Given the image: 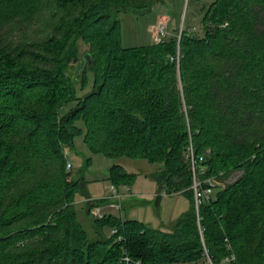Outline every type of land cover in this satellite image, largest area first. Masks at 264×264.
Returning <instances> with one entry per match:
<instances>
[{
    "label": "trees",
    "instance_id": "1",
    "mask_svg": "<svg viewBox=\"0 0 264 264\" xmlns=\"http://www.w3.org/2000/svg\"><path fill=\"white\" fill-rule=\"evenodd\" d=\"M160 1L0 0V31L51 11L40 40L0 38V264H264V0H214L201 33L123 46L119 12ZM80 134L94 153L158 164L159 187L191 207L169 231L123 212L94 217L111 200L92 199L83 170L67 168ZM190 147L203 178L242 172L199 213ZM108 179L119 188L133 176L115 164Z\"/></svg>",
    "mask_w": 264,
    "mask_h": 264
},
{
    "label": "rangeland",
    "instance_id": "2",
    "mask_svg": "<svg viewBox=\"0 0 264 264\" xmlns=\"http://www.w3.org/2000/svg\"><path fill=\"white\" fill-rule=\"evenodd\" d=\"M213 1L162 0L156 2L145 12L122 10L118 14L122 27V44L125 47H134L152 43L154 41L152 25L159 23V17L169 16L173 26L180 30L201 33L202 8L207 7ZM50 12L49 9L45 10L31 23L13 24L4 27L0 31V38L3 42L14 45L40 40L46 30L44 23L49 19ZM151 40L152 42H150ZM88 50H90V46L82 43L80 59L82 56L88 55ZM82 62H84V59L70 66L69 72L72 76L80 77L79 71ZM92 86L93 74L89 73L87 86L83 90L79 89V92L88 93L91 91ZM71 106L69 104L63 107L62 114L67 112ZM78 125L84 128L82 121L78 122ZM65 152L69 162L73 165V171L79 173L83 170L86 190L92 199L110 197L109 195H112V182L108 179L110 168L115 164H121L125 167L126 171L133 176L129 185H123L130 187L129 195L121 199L122 212L127 218L140 220L152 228L169 231L191 207V200L184 193L174 192L167 194L166 187L162 189L159 187L155 179V173L159 168L156 163H151L143 158H130L127 156L110 158L102 153H94L87 146L83 134L77 135L74 139V144L67 147ZM88 158H91L90 164L86 165V159ZM205 166L207 167V165ZM234 171L231 170L221 174L218 184L223 185L226 181L225 179ZM123 186H120L121 192H123ZM215 194L216 190L214 191ZM77 199L79 202L85 201L86 195L82 193L78 195ZM82 204H79V207H82ZM82 214L86 216L85 211ZM92 214L97 217L95 213ZM85 220L87 228L93 233L92 217L87 216ZM104 231L106 234L111 233L109 228H105Z\"/></svg>",
    "mask_w": 264,
    "mask_h": 264
},
{
    "label": "built area",
    "instance_id": "3",
    "mask_svg": "<svg viewBox=\"0 0 264 264\" xmlns=\"http://www.w3.org/2000/svg\"><path fill=\"white\" fill-rule=\"evenodd\" d=\"M167 25H168L167 21L161 20V21H159V23L152 26V30L154 32V42L164 41L165 39H167L173 35V33L169 30ZM181 31L182 30H180V33H181ZM188 156L190 158V163H191V167L193 170L191 188L193 189V192H194L195 207L197 209V212L199 213L200 207L204 203L209 202L213 199L214 191L217 188V184H218V181L221 179V176H218V177L212 176V177H208V178H203L202 175L206 172L207 167L205 165L200 164L201 159H198L196 157L193 147L189 148ZM71 167H72V163L68 162L67 168L71 169ZM112 190L115 194L114 197L118 200V202H120L123 195L117 191V187L114 185H112ZM116 205L121 208L120 204H116ZM94 213L99 217L103 216L99 212L94 211ZM198 218H199L200 231L202 234L203 228H202L201 222H200V219H201L200 215H198ZM113 233H117V230L114 229ZM119 239H122V237H119ZM125 259L129 260V257L126 256ZM232 259H234V256L227 257L223 260V262L221 264H228L229 261ZM192 264H197V263H192ZM208 264H215V263L209 258Z\"/></svg>",
    "mask_w": 264,
    "mask_h": 264
},
{
    "label": "crops",
    "instance_id": "4",
    "mask_svg": "<svg viewBox=\"0 0 264 264\" xmlns=\"http://www.w3.org/2000/svg\"><path fill=\"white\" fill-rule=\"evenodd\" d=\"M161 20H165V21H167V24L169 25V29L171 30V31H173V29L175 28L174 26H173V24L171 23V18L169 17V16H167V17H159L158 18V21H161ZM157 21V22H158ZM153 26V25H152ZM150 42H152V40L150 41ZM154 42V41H153ZM111 190H112V185H111ZM117 191L120 193V194H122L123 196H122V198L123 197H125V196H127V195H129V193H130V187L129 186H123V192H121V189H120V187L118 188L117 187ZM114 192H113V190H112V195H109L110 197H107L108 199L110 198V200L111 201H108V202H106L104 205H102V206H99V207H95L94 209H95V211L96 212H99L100 214H102V215H104V214H107V213H114V214H120V213H122V209H123V205L121 204V200H120V202H118V200L114 197ZM121 198V199H122ZM114 199V200H113ZM116 204H120L121 205V208L120 207H118ZM94 209H93V212H94ZM95 230H93V232H94Z\"/></svg>",
    "mask_w": 264,
    "mask_h": 264
},
{
    "label": "water",
    "instance_id": "5",
    "mask_svg": "<svg viewBox=\"0 0 264 264\" xmlns=\"http://www.w3.org/2000/svg\"><path fill=\"white\" fill-rule=\"evenodd\" d=\"M84 64V62H82V65ZM81 65V66H82ZM240 175H242V172H234V173H232L229 177H228V179L226 180V182L227 183H232V182H234L235 180H237L239 177H240Z\"/></svg>",
    "mask_w": 264,
    "mask_h": 264
}]
</instances>
